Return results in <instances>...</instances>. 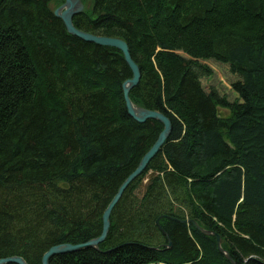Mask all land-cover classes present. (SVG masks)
Masks as SVG:
<instances>
[{
  "label": "trees",
  "instance_id": "obj_1",
  "mask_svg": "<svg viewBox=\"0 0 264 264\" xmlns=\"http://www.w3.org/2000/svg\"><path fill=\"white\" fill-rule=\"evenodd\" d=\"M63 1L0 0V258L28 264L99 235L163 127L127 113L122 52L68 33ZM89 2L74 26L127 43L129 97L171 132L98 249L49 264H232L191 219L234 264H264V0Z\"/></svg>",
  "mask_w": 264,
  "mask_h": 264
},
{
  "label": "water",
  "instance_id": "obj_2",
  "mask_svg": "<svg viewBox=\"0 0 264 264\" xmlns=\"http://www.w3.org/2000/svg\"><path fill=\"white\" fill-rule=\"evenodd\" d=\"M83 9H84V4L81 2V0H64L60 5H58L57 7L53 9V14L54 16L62 20L68 33L75 35L78 38H81L85 41L94 42L100 45L115 47L122 52L123 57L126 63L128 64V66L130 67L131 73H132L131 77L123 81L121 85L122 92H123V99L125 102L127 113L138 122H143L147 119H155L161 122L163 127H162V130L157 135V138L155 139L152 146L144 153V155L141 157V159L139 160L134 170L131 171V173L122 181V183L117 188L115 194L113 195V197L110 199L105 209L103 210L102 226H101V231L99 235L84 243H77V244L60 243V244L53 245L49 247L42 254L41 264H49L50 258L57 254L79 251L81 249L89 248V247L98 249V244L101 243L107 236L109 226H110L109 216H110V213L113 207L119 201V199L121 198L127 186L137 176L140 175V173L146 168L150 160L156 155V153L160 151L161 146L163 145L165 140L169 137V134L171 132V121L166 115H164L161 112L155 111V110H150V109H146L144 107L138 106L134 104L129 97V91L139 81L140 71H139L137 64L131 58L127 43L119 37H106L102 35H95V34L80 30L74 26L73 21H72L73 16L82 12ZM190 222L193 224V226L196 229H198L203 234L215 235L216 244H217V248L219 252L224 254V256L229 261H231L232 264H234V261L230 257L229 253L221 247V238L219 235H217L214 231L204 229L195 220L191 219ZM7 263L28 264L24 260V258L20 255H11V256L0 258V264H7Z\"/></svg>",
  "mask_w": 264,
  "mask_h": 264
},
{
  "label": "rangeland",
  "instance_id": "obj_3",
  "mask_svg": "<svg viewBox=\"0 0 264 264\" xmlns=\"http://www.w3.org/2000/svg\"><path fill=\"white\" fill-rule=\"evenodd\" d=\"M81 2L84 4V6H88L90 4L89 0H81ZM219 113L223 116H227L229 114V111L225 108H219ZM147 167V166H146ZM134 170V169H133ZM125 191V190H124ZM124 193V192H123ZM111 214V213H110ZM110 217V216H109ZM226 251V250H225ZM244 264H246L244 262Z\"/></svg>",
  "mask_w": 264,
  "mask_h": 264
},
{
  "label": "bare ground",
  "instance_id": "obj_4",
  "mask_svg": "<svg viewBox=\"0 0 264 264\" xmlns=\"http://www.w3.org/2000/svg\"><path fill=\"white\" fill-rule=\"evenodd\" d=\"M208 236V235H207Z\"/></svg>",
  "mask_w": 264,
  "mask_h": 264
}]
</instances>
